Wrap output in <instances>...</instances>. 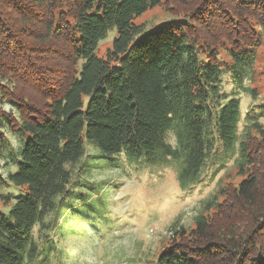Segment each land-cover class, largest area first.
<instances>
[{
    "label": "trees",
    "instance_id": "1",
    "mask_svg": "<svg viewBox=\"0 0 264 264\" xmlns=\"http://www.w3.org/2000/svg\"><path fill=\"white\" fill-rule=\"evenodd\" d=\"M161 2L0 0V161L6 129L22 138L18 169L0 164V188L26 190L9 211L13 197L0 192V264L53 261L69 186L96 161L89 141L99 158L179 164L183 186L232 158L242 180L220 186L194 225L173 226L158 263L264 264V102L241 132V101L223 88L225 74L236 88L250 77L264 0H170L180 21H134Z\"/></svg>",
    "mask_w": 264,
    "mask_h": 264
},
{
    "label": "rangeland",
    "instance_id": "2",
    "mask_svg": "<svg viewBox=\"0 0 264 264\" xmlns=\"http://www.w3.org/2000/svg\"><path fill=\"white\" fill-rule=\"evenodd\" d=\"M168 3L170 0H162L160 5L147 9L134 21L143 24L145 30L165 21H180V17L168 9L171 8L167 7ZM116 32V27L112 28L99 42L96 50L99 57L107 56ZM261 38L244 89L236 88L229 75L223 76V88L235 92L241 101V132L247 113L257 115V104L264 102V29ZM246 87L254 88L256 96L246 91ZM260 120L264 121V117ZM6 133L8 143L0 161L4 175L18 169L22 145L21 136L8 129ZM168 138L176 143L173 133L169 132ZM86 151L91 161H96L91 163L88 175L76 180L75 177L69 186L66 203L59 214L60 224L53 233L56 247L48 254L53 261L48 264H159L160 252L172 240L173 226L194 225L195 217L220 186L238 184L242 180L232 158L221 157L220 164L213 165L215 173L206 169L209 172L204 176L183 186L179 179V164L148 163L124 155L115 160L99 158L101 151L91 141L86 142ZM0 192L13 197L5 211L10 210L18 197L26 194L22 187L10 184L1 187ZM1 203L2 200L0 206Z\"/></svg>",
    "mask_w": 264,
    "mask_h": 264
}]
</instances>
